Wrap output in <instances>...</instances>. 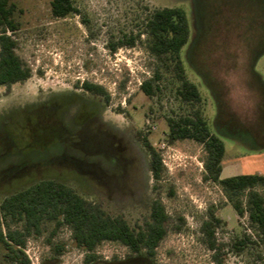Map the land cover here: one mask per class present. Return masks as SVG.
<instances>
[{
  "label": "rangeland",
  "instance_id": "rangeland-1",
  "mask_svg": "<svg viewBox=\"0 0 264 264\" xmlns=\"http://www.w3.org/2000/svg\"><path fill=\"white\" fill-rule=\"evenodd\" d=\"M72 1L80 13L56 18L50 0H9L17 7L16 53L32 74L8 89L0 86V200L49 177L134 223L157 199L169 218L153 258L117 241H102L90 264H214L199 230L208 209L215 208L222 221L216 235L228 244L243 230L252 233L246 217L235 213L220 184L203 178L201 144L164 139L165 117L186 106L175 98L167 78L155 96L140 89L154 65L145 36L115 51L108 41L135 34L144 14L154 8H182L189 34L180 58L186 77L199 90L209 130L224 144L221 177L264 174V0ZM83 81L103 86L108 102L76 87ZM62 95L76 99L64 111L21 108ZM80 103L89 106L78 108ZM136 130L146 134L163 159L158 180L151 176L149 155ZM6 171L23 172V177L11 180ZM254 189L264 196V185ZM20 224L10 222V227ZM50 230L43 223L40 235L26 238L30 264H85V251L74 246L68 227L49 243ZM56 243L64 245L61 254L53 252ZM257 250H229L225 263L264 264V250L263 261L256 259ZM2 254L0 247V264H11Z\"/></svg>",
  "mask_w": 264,
  "mask_h": 264
},
{
  "label": "trees",
  "instance_id": "trees-1",
  "mask_svg": "<svg viewBox=\"0 0 264 264\" xmlns=\"http://www.w3.org/2000/svg\"><path fill=\"white\" fill-rule=\"evenodd\" d=\"M16 8L14 2L0 0V86L7 89L15 83L24 82L32 74L30 66L16 53L17 41L14 35L19 26L14 14ZM50 12L56 18L80 13L72 0H50ZM82 21L86 23L83 18ZM137 26L135 34L109 40L110 50L115 51L120 46H133L141 35L145 36L146 49L154 59V65L151 76L140 83V89L148 97L155 96L161 91L163 79L167 78L175 98L186 106L184 112L165 117L164 139L169 143L191 139L202 145L206 153L203 178L221 185L235 213L239 217L245 216L247 225L252 230L251 234L243 230L240 235L232 238L230 244L219 240L216 232L222 221L215 214V208H209L208 217L201 222L199 230L203 243L211 251L212 261L214 264H226L225 258L229 250L241 254L253 247L258 248L256 259L263 261L264 196L254 188L264 185V174L221 177L224 144L209 130L199 90L186 77L180 58V50L189 34L184 10L166 6L154 8L144 14ZM76 87L101 97L105 102L109 100L108 93L99 84L83 81L76 84ZM57 99L60 101L57 102ZM75 101V96L62 95L52 98L48 104L50 108H61L64 111ZM44 105L31 104L21 108H44ZM83 105L88 104L80 103L78 108ZM118 111L123 112L121 108H118ZM64 131L67 132L65 127ZM135 136L148 152V168L152 178L158 180L163 171L159 152L141 130H136ZM14 173L7 172L11 180L23 177V172ZM241 194L244 195V200L240 198ZM168 218L162 203L154 199L142 220L131 223L122 213L107 212L101 203L84 198L70 185L54 178H41L0 200V247L3 250V258L8 263L30 264L23 250L26 238L40 235L42 224L49 223L51 230L46 241L50 243L61 227H68L74 246L85 251V264L96 260L93 250L102 241H117L130 252L143 251L144 256L151 259L159 241L166 233ZM10 222L21 224L12 228ZM52 249L54 253L61 254L64 245L56 243ZM252 264L261 263L254 260Z\"/></svg>",
  "mask_w": 264,
  "mask_h": 264
},
{
  "label": "flooded vegetation",
  "instance_id": "flooded-vegetation-1",
  "mask_svg": "<svg viewBox=\"0 0 264 264\" xmlns=\"http://www.w3.org/2000/svg\"><path fill=\"white\" fill-rule=\"evenodd\" d=\"M58 96H55V97H52V98H57ZM52 98H50L49 100H47L46 102H44V108H50V105L48 104V102L52 99ZM57 101V100H56ZM59 101H60V99H59ZM23 250H24V248H23ZM24 252H25V250H24ZM128 261V260H127ZM123 262V261H121V262H119V264H123V263H125V264H132L131 262L132 261H130L129 260V262Z\"/></svg>",
  "mask_w": 264,
  "mask_h": 264
},
{
  "label": "built area",
  "instance_id": "built-area-1",
  "mask_svg": "<svg viewBox=\"0 0 264 264\" xmlns=\"http://www.w3.org/2000/svg\"><path fill=\"white\" fill-rule=\"evenodd\" d=\"M166 146V144L164 143V142H161V144H160V148H164ZM161 160L163 161V159L161 158Z\"/></svg>",
  "mask_w": 264,
  "mask_h": 264
}]
</instances>
